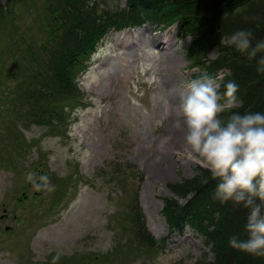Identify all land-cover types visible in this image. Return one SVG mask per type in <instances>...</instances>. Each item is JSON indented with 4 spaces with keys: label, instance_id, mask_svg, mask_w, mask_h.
I'll return each instance as SVG.
<instances>
[{
    "label": "rangeland",
    "instance_id": "rangeland-1",
    "mask_svg": "<svg viewBox=\"0 0 264 264\" xmlns=\"http://www.w3.org/2000/svg\"><path fill=\"white\" fill-rule=\"evenodd\" d=\"M103 4L120 9L126 0ZM35 5L41 8L43 0ZM35 12L25 14L21 23H30ZM45 35L40 31L36 38L41 42ZM6 41L0 36V53ZM190 41L180 40L175 27L161 31L150 24L109 34L80 77L84 97L71 108L63 131L25 127L9 107L15 119L12 126L10 118L4 119L8 114L0 113L1 129L4 122L14 132L24 131L30 141L18 155L34 146L22 164L16 152L0 147V158L3 150L14 157L10 169L0 162V264L47 262L53 255L96 264L117 242L109 220L115 225L124 214L122 201L130 203L128 198L136 195L150 231L156 238L166 237L167 243L160 253L131 252L135 260L128 264H196L212 259L202 234L191 227L172 232L161 211L163 198L173 196L168 184L194 176L199 164L183 150L177 107L186 84L199 71L189 69ZM216 54L214 49L209 57ZM12 61L9 68L17 69ZM35 160L33 171L23 167ZM65 176H72L75 185L57 214L46 218L41 211L51 204L52 191ZM37 180L44 184L35 185ZM24 191L30 199L16 209ZM127 244L123 240L117 246Z\"/></svg>",
    "mask_w": 264,
    "mask_h": 264
},
{
    "label": "trees",
    "instance_id": "trees-1",
    "mask_svg": "<svg viewBox=\"0 0 264 264\" xmlns=\"http://www.w3.org/2000/svg\"><path fill=\"white\" fill-rule=\"evenodd\" d=\"M36 1L0 0V36L7 38L0 53V102H3L0 108L6 110L1 109L0 113L8 114L4 119L10 118L12 126L15 119L9 107L25 127L40 124L63 131L70 118L68 109L84 95L80 75L104 38L112 32L148 23L161 31L176 26L181 40L191 38L187 49L190 69L211 75L228 70L220 91H224L223 84L230 80L240 85V103L234 111L264 113V73L256 70L257 61L264 53L249 59L247 53L237 51L227 41L222 43L223 36L240 29L253 31V46L256 41L264 40V0H126L125 7L120 9L105 6L104 0H43L41 8L35 5ZM32 10L36 11L32 21L21 23ZM40 31L46 34L41 42L36 38ZM214 49L217 54L210 58L209 53ZM12 58L11 65H17V69L9 68ZM201 75L198 72L195 76ZM2 125L0 147L18 155L22 146L28 145L24 135L8 129L4 122ZM30 148L18 158H26ZM7 160L4 162L7 165L14 162L13 153ZM217 183L200 165L193 177L170 182L168 187L175 197H166L162 210L168 224L180 231L189 226L211 244L212 259L204 258L196 264H264V257H254L230 246V236H245L243 225L248 210L243 205L214 199ZM71 184L72 176L61 178L50 196L51 204L41 212L52 214L67 197ZM128 200L127 204L122 201L124 214L118 216L116 224L109 220L117 242L100 259H97L100 254L93 257L99 262L96 264H128L135 260L136 251L158 252L156 240L147 230L138 195ZM123 240L128 244L117 246ZM30 261L31 264H93L59 255H53L47 262Z\"/></svg>",
    "mask_w": 264,
    "mask_h": 264
},
{
    "label": "clouds",
    "instance_id": "clouds-1",
    "mask_svg": "<svg viewBox=\"0 0 264 264\" xmlns=\"http://www.w3.org/2000/svg\"><path fill=\"white\" fill-rule=\"evenodd\" d=\"M253 39L251 29H240L223 36L222 43L227 41L255 59L258 53H264V40L253 46ZM256 70L264 73V55L257 61ZM222 81V73L202 74L186 84L177 106L182 118L183 150L218 181L214 199L248 210L245 236H230V246L264 257V113L234 111L240 103V85L230 80L221 92Z\"/></svg>",
    "mask_w": 264,
    "mask_h": 264
},
{
    "label": "bare ground",
    "instance_id": "bare-ground-1",
    "mask_svg": "<svg viewBox=\"0 0 264 264\" xmlns=\"http://www.w3.org/2000/svg\"><path fill=\"white\" fill-rule=\"evenodd\" d=\"M175 139H176V137L173 140H175Z\"/></svg>",
    "mask_w": 264,
    "mask_h": 264
}]
</instances>
